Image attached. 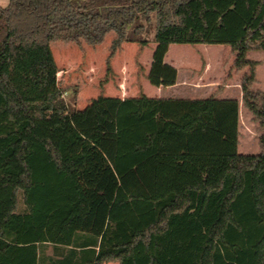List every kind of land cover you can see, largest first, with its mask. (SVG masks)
<instances>
[{
	"label": "trees",
	"instance_id": "16d2710c",
	"mask_svg": "<svg viewBox=\"0 0 264 264\" xmlns=\"http://www.w3.org/2000/svg\"><path fill=\"white\" fill-rule=\"evenodd\" d=\"M153 16L150 84H177L165 62L173 44L229 46L261 131L259 154L239 153L240 103L217 98L223 85L206 99L101 95L70 108L51 45L98 46L114 33L113 58ZM251 51H264V0L0 7V264H264V92L254 89L260 62ZM127 104V119L151 129L132 144L137 162L117 168ZM134 204L150 208L143 225L117 214Z\"/></svg>",
	"mask_w": 264,
	"mask_h": 264
},
{
	"label": "rangeland",
	"instance_id": "374dc122",
	"mask_svg": "<svg viewBox=\"0 0 264 264\" xmlns=\"http://www.w3.org/2000/svg\"><path fill=\"white\" fill-rule=\"evenodd\" d=\"M9 1L0 0V7L8 6ZM140 24L144 25L143 34L134 36V27L131 28L130 38L133 42L124 43L113 58L110 56L114 33H110L98 46H91L85 42L80 44L55 42L51 45L59 70V86L71 109L82 110L91 100L101 95H119V90H122L124 94L121 99L140 97L145 79L144 93L152 97H155V94L161 95L155 91L156 88L149 83L145 74L146 67L153 60L151 44L155 43V16L152 17L151 24H147L145 20H142ZM144 40L147 41V46L140 44ZM168 54L166 62H173L181 70V79H184V93L181 95L186 98H209L212 94H216L214 92L217 89L216 86H225L229 82L235 86L236 80L242 79L244 74V72L236 73L232 70L235 58L227 45L173 44ZM262 57V53L250 56L251 59ZM212 86L214 90L210 89ZM254 89L257 90L255 87ZM168 92L170 91H164V93ZM239 103L241 145L248 151L247 154H259L261 135L259 124L254 121L252 113L244 106L242 100ZM130 108L131 105L127 104L120 113L121 129L124 131L121 133L117 168L123 165L128 167L137 162L132 154V144L140 143L143 134L151 129L150 123L137 124L129 121L127 114ZM19 200L20 210H23V193L19 194ZM149 210L150 208L142 204H134L117 209V214L130 219L133 223L143 225L151 216Z\"/></svg>",
	"mask_w": 264,
	"mask_h": 264
},
{
	"label": "crops",
	"instance_id": "0c3cea01",
	"mask_svg": "<svg viewBox=\"0 0 264 264\" xmlns=\"http://www.w3.org/2000/svg\"><path fill=\"white\" fill-rule=\"evenodd\" d=\"M171 46H170V48H171ZM156 47H157L156 42L153 43V44H151V48L153 49V53H154V50L156 49ZM258 53H262L263 54V57L261 59H251L250 58V56L252 54H258ZM168 56H169V54L166 55L165 62L168 60ZM248 57L251 60L260 62V65L257 68V82L255 83V86L254 87L257 90H260V91L264 92V61H263V59H264V51L249 52ZM152 62H153V60H152ZM152 62H150L149 65H148V67H146V73H145L146 74V78L149 75V72H150V69H151V66H152ZM167 64L175 67L178 70V80H177V84L174 85V86H171V87H166V88L165 87H160V88L155 87L156 88L155 91L158 92L161 95L155 94L154 95L155 97H152V96H149V95H147V94L144 93V84L146 82V79H145L144 84L142 85V90H143L142 91V95H146L149 98H158V99H190V98L183 97L181 95V94L184 93V91H183V89H184V85H183L184 79H181V70H180V68L178 66L174 65L173 62H170V63H167ZM240 83H241V79L240 78L238 80H236L235 86H233L232 82L231 83L229 82L228 85L223 86V88L219 91V93L217 95V98L218 99H236L238 101L242 100V90H241ZM220 86H222V85L216 86L217 89L214 92H216ZM210 89L211 90H214L215 88L212 86ZM165 90L170 91V92L164 93ZM123 95L124 94L122 93V90H119V95H112V96L110 95V96H107V97L123 98L124 97ZM132 97L133 98H137V96H132ZM203 99H206V98H203ZM238 151H239L240 154H243V155H256V154H247L246 153L248 151L244 147H242V145H241V137H240ZM19 203H20V200H19ZM19 208H20V205H19ZM24 209H25V205H24ZM52 254H53V249H52V247H50L47 250V255L51 256Z\"/></svg>",
	"mask_w": 264,
	"mask_h": 264
}]
</instances>
